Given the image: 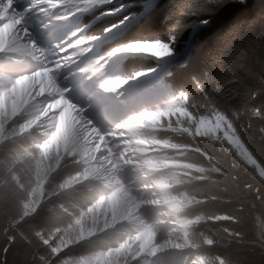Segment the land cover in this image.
<instances>
[{"label":"trees","instance_id":"16d2710c","mask_svg":"<svg viewBox=\"0 0 264 264\" xmlns=\"http://www.w3.org/2000/svg\"><path fill=\"white\" fill-rule=\"evenodd\" d=\"M124 2L130 6L126 12L139 13L136 24L117 41H107L104 53L134 50L129 44L159 42L174 33L177 49L188 55L171 68L167 85L189 120L172 123L159 137L189 149L180 159L194 171L180 179L181 190L200 201L192 209L201 217L194 243L208 264H220L219 258L264 264V0H226L221 6L216 0H155L144 11L136 0ZM121 15H99L89 36H103ZM205 17L208 23L198 25ZM158 65L151 57L133 56L122 72L131 76ZM12 172L0 161V264H42L39 256L49 257L33 233L51 226L59 231V213L39 208L21 220L18 204L25 197L13 189ZM17 174L21 183L27 179Z\"/></svg>","mask_w":264,"mask_h":264},{"label":"bare ground","instance_id":"6f19581e","mask_svg":"<svg viewBox=\"0 0 264 264\" xmlns=\"http://www.w3.org/2000/svg\"><path fill=\"white\" fill-rule=\"evenodd\" d=\"M56 2L58 0H0V57L5 58L0 67L9 74L3 76L6 89L0 90V105L13 120L22 119L20 113L24 114L33 130L41 128V140L45 142L50 137L52 144H60L63 154L88 157L93 164V177L104 183L96 184L98 188L115 191L116 186L121 187L119 192L125 194L113 192L108 200V220L112 225L107 229L125 227L140 231L134 244L138 253L133 255V263L200 264L193 260L192 250L186 247L188 222L181 220L186 212V199L174 194L168 180L162 179L170 167L160 168L152 160L151 148L154 147L142 124L143 117L132 115L133 107L121 105L119 97L111 96L117 93V88L110 87L104 72L90 77L91 68L81 70L78 64H84L91 55L89 52L77 56L71 53L73 48L75 53L81 52L85 45L66 18L54 22V17L60 14ZM68 3L60 0L66 10ZM27 6V14L20 12L21 7ZM34 27L40 30L38 35L45 36L49 47L36 37ZM22 30L25 31L23 36ZM103 38L104 35L96 39ZM115 50L119 49H112L108 55ZM73 69H80L79 74L73 76ZM63 77L72 84L81 83L86 77L90 79L77 87L81 100L71 104L68 102L72 100L70 95L52 87L51 80L58 85ZM121 84L119 82V86ZM128 85L133 86V82L129 81ZM83 102L94 105L91 110L83 111ZM99 108L102 109L99 111ZM96 111H99V119L109 114L110 123L99 126L91 116ZM109 130L115 133L114 139L107 134ZM122 174L140 175L139 184H145L147 192L140 195L137 185L127 183ZM87 181L91 182V177ZM139 200L150 203L147 207L152 214L150 217L146 216L147 211ZM86 264L110 263L101 262L97 257L88 259Z\"/></svg>","mask_w":264,"mask_h":264},{"label":"rangeland","instance_id":"374dc122","mask_svg":"<svg viewBox=\"0 0 264 264\" xmlns=\"http://www.w3.org/2000/svg\"><path fill=\"white\" fill-rule=\"evenodd\" d=\"M57 6L60 8L63 5ZM135 18L138 17L135 16ZM122 27L108 30L106 35H111ZM98 41L99 39L96 40V42ZM133 44L137 48L136 51L152 53L161 62V66L156 70L147 74L140 73L136 75V77L143 76V79H146L144 83L148 84L152 80H156L158 78L157 74L164 72L176 58L186 59L188 57L187 54L184 56L177 49V45H175L176 54L169 56L167 48L157 41H138ZM182 44L186 45V42H181L178 46ZM119 52V50H115L111 53L110 58L98 62L96 52L93 48H89L91 57L88 54L89 59L84 64L80 62L78 65H81V70L91 68L93 74L90 77L96 76L95 71H98V73L104 72L106 74L105 79L109 80V84L113 86L110 87L114 89L119 86L120 81L111 76L113 71L109 68H112L111 64L115 63L112 58L119 59V56L122 55ZM94 60L97 63H94ZM79 70L75 69L76 75L79 74ZM4 89L6 88L4 87ZM138 104H141V111L135 110L132 115L143 117L142 124L145 125L144 128L148 131L149 141L154 147L151 148L153 156H156L154 161L160 168L170 167L162 179L164 181L168 180L171 189L177 188L180 186L178 174L187 172L190 168L185 163L172 160L171 153L174 147L168 141H158L155 137V130L164 119L168 124L182 125L184 120H189V116L166 90L145 94L138 101ZM3 107L0 105V161L4 162L7 169L13 168L10 175L13 189L20 191L22 196L25 197L24 202L18 204V214H21L20 219H28L34 216L39 208H43L45 211L49 209L48 211L52 213L55 211L59 213V231L52 226L43 230L33 228L36 243L43 247L41 252L43 251L49 257L39 256L38 261L42 264H86L88 259L99 257L101 262L108 261L110 264H138L133 263V255L138 253L134 249V244L137 242L136 230L125 227L107 229L109 225H112V221L108 220L109 202L106 201V197L103 195L104 192L100 193L98 189L85 182L88 174L84 169L88 165L87 159L78 155L73 158L64 156L60 144L57 146L52 144L49 141L50 137L45 142L41 140L43 137L41 128L36 130V133L22 132L24 130L29 131L31 127L26 120V116L20 113L22 119L17 118L10 122L11 116ZM142 109H144L143 112ZM206 126V130L211 127L210 122H207ZM169 163H172V165L169 166ZM60 172L62 173L59 174ZM17 173H23L27 179H24L21 183ZM58 176H62L61 180H63L60 184H55V179ZM78 194L81 199H76ZM180 195L181 198H187L189 201L185 193ZM193 205L195 203H188L184 207L187 208ZM200 220L198 217L195 220H186L188 222V229L185 230L186 234L189 235L194 225L200 223ZM207 241L211 243L209 239ZM192 254L195 262L204 264V259L201 258L197 250L194 249ZM218 261L220 264H242L239 260L232 258H219Z\"/></svg>","mask_w":264,"mask_h":264},{"label":"snow or ice","instance_id":"6c2138e0","mask_svg":"<svg viewBox=\"0 0 264 264\" xmlns=\"http://www.w3.org/2000/svg\"><path fill=\"white\" fill-rule=\"evenodd\" d=\"M136 2L140 5L141 11L145 9L150 10V8L155 4V0H136ZM226 0H216L217 6H221L225 3ZM94 7L101 9V15H116L117 13H121L123 15L116 21L115 25H109L108 30H114L115 27H121L129 22H132L134 16H139V13H133L131 11H127L129 9V4L125 3L124 0H120V3H117L116 0H98L97 3L94 4ZM126 13V14H124ZM208 19L202 18L197 23L199 24H207ZM159 43L163 44L167 48V54L169 56H174L176 54V35L173 33L169 36L167 40H160Z\"/></svg>","mask_w":264,"mask_h":264}]
</instances>
